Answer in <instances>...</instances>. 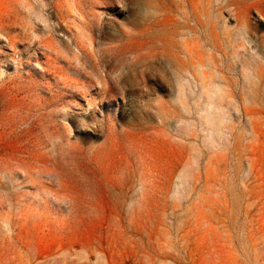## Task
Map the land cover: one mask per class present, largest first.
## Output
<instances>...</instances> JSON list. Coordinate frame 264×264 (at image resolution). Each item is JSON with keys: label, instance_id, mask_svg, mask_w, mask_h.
I'll return each mask as SVG.
<instances>
[{"label": "rangeland", "instance_id": "1", "mask_svg": "<svg viewBox=\"0 0 264 264\" xmlns=\"http://www.w3.org/2000/svg\"><path fill=\"white\" fill-rule=\"evenodd\" d=\"M0 264H264V0H0Z\"/></svg>", "mask_w": 264, "mask_h": 264}]
</instances>
